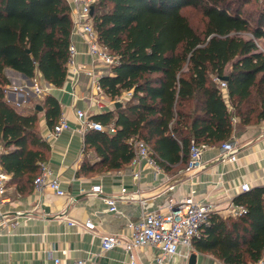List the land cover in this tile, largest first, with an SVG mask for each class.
<instances>
[{"label":"trees","instance_id":"16d2710c","mask_svg":"<svg viewBox=\"0 0 264 264\" xmlns=\"http://www.w3.org/2000/svg\"><path fill=\"white\" fill-rule=\"evenodd\" d=\"M252 1L98 0L93 22L99 40L119 59L100 84L112 99L129 90L133 95L116 107L117 116L91 117L116 131L87 133V146L100 160L86 159L81 171L132 163L136 139L150 145L160 166L189 163L193 142L223 143L235 129L264 121V51L257 43L264 39V0L257 11L247 7ZM187 9L199 12L202 29ZM71 30L67 0H0L1 162L11 181L33 183L47 160L50 144L38 130L37 106L46 109L52 128L62 106L50 93L31 110L11 104L5 69L31 79L40 70L48 83L63 86ZM234 202L246 211L226 218L212 212L194 247L224 264H255L264 255V186L243 191Z\"/></svg>","mask_w":264,"mask_h":264},{"label":"crops","instance_id":"0c3cea01","mask_svg":"<svg viewBox=\"0 0 264 264\" xmlns=\"http://www.w3.org/2000/svg\"><path fill=\"white\" fill-rule=\"evenodd\" d=\"M74 41L80 52L78 61L89 64L86 43L77 37ZM5 74L9 79L8 102L18 100L21 102L18 107L33 109L34 100L42 97L33 88L37 81L42 88H50L48 94L59 100L71 128L54 136L46 109L39 110L38 130L50 144L46 161L53 174L60 178L66 194L57 195L49 188L35 192L33 183L26 177L15 182L8 173V190L0 198V213L17 222L13 226L5 225L0 219V264H50L54 256L68 260L83 258L87 264H132L125 248L104 250L101 236L120 234L127 238L130 235L126 226L128 219H139L147 210L165 211L170 204L190 194L210 202L215 212L225 218L235 216L234 199L243 192L241 184L247 182L251 188L264 186V121L233 131L231 137L237 142L238 156L234 162L224 157L221 142L209 145L191 170L187 169L189 163L175 162L162 165L161 172L157 173L150 165L140 162L115 170L97 167L94 171H81L86 159L95 164L100 158L86 143L87 133L95 129H81L76 108L87 110L90 118L110 111L117 116L116 107L125 106L126 101H116L112 106L114 99L100 94L97 97L109 105V109L100 110L86 74L76 85L67 77L61 87L48 83L40 70L33 79L11 67L5 69ZM3 150L0 145V152ZM137 171L141 174L135 179L133 173ZM95 184L102 185V193H90ZM123 187L128 189L125 194L121 191ZM107 197L118 199V212L107 210ZM89 218L97 226L95 233L83 226ZM69 220H76L78 224L72 225ZM158 253L154 246L137 247L133 250L135 264H156ZM193 253L197 255L196 264H224L211 253L197 249ZM189 259L182 253L168 264H189Z\"/></svg>","mask_w":264,"mask_h":264},{"label":"built area","instance_id":"2783aa9c","mask_svg":"<svg viewBox=\"0 0 264 264\" xmlns=\"http://www.w3.org/2000/svg\"><path fill=\"white\" fill-rule=\"evenodd\" d=\"M70 5V14L72 19L71 41L69 45V62H68V78L72 84H78L81 76L86 74L89 79L91 90L93 91V98L100 110L109 109V105L105 104L102 99L98 98L103 94V88L100 84V78L103 75L110 74L112 69L119 63L118 56L112 54L109 49L102 45L99 40L98 32L93 22L92 9L95 8L98 0H67ZM83 40L88 48V55L90 56V63L84 65L78 61L80 54L77 49L74 38ZM220 86L226 88V82L220 81ZM34 90L40 94H46L50 88L40 87L39 82L35 81L33 85ZM23 89H20L22 91ZM8 92V88L6 89ZM133 91L129 90L113 100L112 106L115 102L126 101L131 98ZM12 104L20 106L21 102L16 100ZM76 115L81 122V129H95L107 130L110 133L116 131L113 124L103 125L101 122L93 120L89 117L87 110L76 108ZM236 121V119H234ZM71 128L69 120L62 114L59 121L52 128V134L58 136L64 130ZM136 156L132 164L145 162L159 173L162 168L157 162L150 145L143 139H136L134 141ZM208 147L205 144H197L193 142L190 148L191 157L188 164V170L196 167L201 160L204 150ZM222 152L225 158L230 161H237V142L234 137L222 143ZM140 171L134 172V178L140 177ZM8 172L2 165L0 152V198H4L8 190ZM34 191L41 192L46 188L51 189L57 195H65L66 190L61 184L58 176L53 174L47 161L40 163V172L33 182ZM241 189L247 191L251 188L250 184L243 182ZM122 193H127L128 189L123 187ZM103 192L101 184H95L91 187V194H100ZM5 201V199H2ZM105 202L108 205L107 210L110 212H118V199L107 197ZM214 206L207 201L199 200L193 194L184 196L179 200L170 204L166 210L155 209L147 210L139 219H128L126 226L130 230V235L126 238L120 234H110L101 236L102 248L109 250L114 247H123L129 253L132 264H135L133 250L142 246H154L159 250L156 256V264H168L169 261L178 254H184L185 258H189L194 252V240L203 237V226L207 223L208 217L212 212H215ZM244 206L237 205V210L234 215L238 216L245 212ZM2 224L15 225L17 221L7 219L4 213H0ZM72 225L78 224L76 220H69ZM83 226L86 230L96 232L97 226L93 219L89 218ZM50 264H87V260L83 258H76L72 260L64 259L60 256H54ZM255 264H264V255Z\"/></svg>","mask_w":264,"mask_h":264},{"label":"rangeland","instance_id":"374dc122","mask_svg":"<svg viewBox=\"0 0 264 264\" xmlns=\"http://www.w3.org/2000/svg\"><path fill=\"white\" fill-rule=\"evenodd\" d=\"M261 1L262 0H254V1H252V3L248 4L247 7L251 11H257L261 5ZM100 10H104V8H100ZM187 10H188L187 12L190 13V15L192 16L191 19H192V22L194 23V25L197 27H200L202 29L203 24L200 22L201 15L199 14V12L195 9H187ZM245 35H249V33H246ZM257 43H258L260 49H262L264 51V39H258ZM40 87H41V84H40ZM40 101H41V98L39 97L37 100H34V104H37Z\"/></svg>","mask_w":264,"mask_h":264},{"label":"water","instance_id":"95a60500","mask_svg":"<svg viewBox=\"0 0 264 264\" xmlns=\"http://www.w3.org/2000/svg\"><path fill=\"white\" fill-rule=\"evenodd\" d=\"M92 14H94V8L92 9ZM221 79L222 80H227L228 79V76H223V77H221ZM119 104H116V106H118ZM43 109V107L41 106V105H38L37 106V110H42ZM196 261H197V255L196 254H192L191 256H190V259H189V264H196Z\"/></svg>","mask_w":264,"mask_h":264}]
</instances>
